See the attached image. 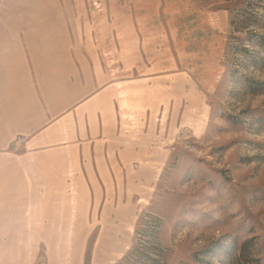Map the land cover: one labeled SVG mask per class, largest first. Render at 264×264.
Segmentation results:
<instances>
[{
  "label": "rangeland",
  "instance_id": "1",
  "mask_svg": "<svg viewBox=\"0 0 264 264\" xmlns=\"http://www.w3.org/2000/svg\"><path fill=\"white\" fill-rule=\"evenodd\" d=\"M0 264H264V0H0Z\"/></svg>",
  "mask_w": 264,
  "mask_h": 264
},
{
  "label": "crops",
  "instance_id": "2",
  "mask_svg": "<svg viewBox=\"0 0 264 264\" xmlns=\"http://www.w3.org/2000/svg\"><path fill=\"white\" fill-rule=\"evenodd\" d=\"M28 70H29V77L32 83H38L40 81L50 79V76L48 74L43 73L44 71L43 69L41 68L39 70L38 68L35 69L32 63H28ZM77 74L78 72L69 74L68 77L70 80V85H68L67 87L66 86L58 87L59 85H55L56 87L53 88L52 91L46 88L44 90L45 93L43 94L55 93L56 95H65L66 100H67V96L68 95L70 96L68 100L71 104H69L67 107L65 106L66 104L56 107L60 112L71 110L73 106H75L76 104H78L76 105L78 107L84 106L85 108H84L83 118L86 124L85 127L86 134L88 135L90 132L87 130V119L94 117L95 120L100 121L102 118L101 115V112L103 111V105L101 102L102 83H97L96 77L92 76L90 78V82L83 81V83H81V85L78 86V83L75 81V79L77 78ZM60 75L61 74H58L57 76H55L54 79H58ZM44 109L46 110V107H44Z\"/></svg>",
  "mask_w": 264,
  "mask_h": 264
}]
</instances>
